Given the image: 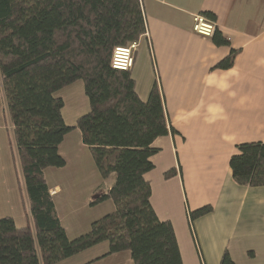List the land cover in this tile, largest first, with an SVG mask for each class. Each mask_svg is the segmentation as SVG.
<instances>
[{
    "label": "trees",
    "instance_id": "16d2710c",
    "mask_svg": "<svg viewBox=\"0 0 264 264\" xmlns=\"http://www.w3.org/2000/svg\"><path fill=\"white\" fill-rule=\"evenodd\" d=\"M205 15L215 21V15ZM141 0H0V90L27 202V223L0 217V264H55L99 243L104 255L128 250L133 264H183L169 220H160L150 203L145 173L153 169L154 140L174 134L154 81L147 98L135 90L130 70L110 60L116 46L145 33ZM217 45L228 40L215 29ZM235 52L216 66L227 69ZM83 82L89 110L73 126L64 123L61 88ZM77 128L103 180L114 210L69 239L56 213L44 170L63 167L58 152L63 137ZM229 159L238 184L264 185V142L241 143ZM175 168L164 172L166 178ZM212 211L210 205L187 210L192 223ZM193 230V229H192ZM218 264H235L225 250Z\"/></svg>",
    "mask_w": 264,
    "mask_h": 264
},
{
    "label": "crops",
    "instance_id": "0c3cea01",
    "mask_svg": "<svg viewBox=\"0 0 264 264\" xmlns=\"http://www.w3.org/2000/svg\"><path fill=\"white\" fill-rule=\"evenodd\" d=\"M141 7L146 32L130 73L142 100L157 83L175 130L152 144L158 150L145 173L151 206L160 220L171 222L183 264H218L225 250L235 264H264V185L238 184L229 167L238 144L264 142V0H141ZM206 12L215 15V29L227 44L192 30V15ZM231 51L232 66L217 67ZM55 94L63 100L68 126L89 110L80 80ZM0 115L5 116L1 90ZM58 152L75 176H57V168L48 167L44 177L72 239L114 210L109 199L89 204L113 178L95 191L103 180L77 128L63 137ZM171 168L176 173L166 178ZM204 205L212 211L195 220L192 232L187 209ZM12 218L17 227L27 223L21 215L18 223ZM106 251L102 242L55 264H133L128 250Z\"/></svg>",
    "mask_w": 264,
    "mask_h": 264
},
{
    "label": "rangeland",
    "instance_id": "374dc122",
    "mask_svg": "<svg viewBox=\"0 0 264 264\" xmlns=\"http://www.w3.org/2000/svg\"><path fill=\"white\" fill-rule=\"evenodd\" d=\"M57 169H53L56 170L57 176H64L65 178L75 176V174H71L70 170L66 171L65 166L63 168L58 167ZM194 209L197 208L191 210ZM27 214V202L22 185L20 168L9 119L5 111V116L0 115V217L10 215L15 217L18 223V215L25 218ZM191 227L195 229V221ZM191 231L193 232V230Z\"/></svg>",
    "mask_w": 264,
    "mask_h": 264
},
{
    "label": "built area",
    "instance_id": "2783aa9c",
    "mask_svg": "<svg viewBox=\"0 0 264 264\" xmlns=\"http://www.w3.org/2000/svg\"><path fill=\"white\" fill-rule=\"evenodd\" d=\"M192 21H193L192 30L195 33L205 37H211L214 34L216 24L214 20H211L205 14L203 13L193 14ZM138 45H139V39L137 41H132L127 45L116 46L113 49L110 60L112 68L118 70H130L133 66L134 55L138 48Z\"/></svg>",
    "mask_w": 264,
    "mask_h": 264
}]
</instances>
